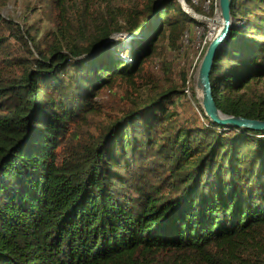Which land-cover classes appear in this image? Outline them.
Segmentation results:
<instances>
[{
	"label": "trees",
	"instance_id": "1",
	"mask_svg": "<svg viewBox=\"0 0 264 264\" xmlns=\"http://www.w3.org/2000/svg\"><path fill=\"white\" fill-rule=\"evenodd\" d=\"M144 1L136 16L41 0L23 31L0 14V264H264V132L211 122L184 72L130 97L198 23L178 0ZM231 16L244 25L214 59L212 97L264 120V0H232ZM119 32L129 61L109 50ZM116 90L128 105L112 117Z\"/></svg>",
	"mask_w": 264,
	"mask_h": 264
},
{
	"label": "rangeland",
	"instance_id": "2",
	"mask_svg": "<svg viewBox=\"0 0 264 264\" xmlns=\"http://www.w3.org/2000/svg\"><path fill=\"white\" fill-rule=\"evenodd\" d=\"M41 0H0V14L2 16H8L16 22L17 26H20V30H24L27 25L32 24L36 17L35 15L40 16L41 18H45L46 14L49 13L47 7L40 5ZM178 2L180 3L181 7H190L193 10L191 13L198 23H191L189 25L188 30L186 31L185 35L180 40L179 47L176 51H172L169 48H166L164 51L166 62L162 64L160 61L154 62L152 66H147V71L150 73H144V83L148 82L147 86L143 89H140L137 93L131 90L130 97L138 100H143L146 96L147 89L154 85H160L163 82L170 81L173 82L174 85L181 86V76L184 75L186 77L187 87L189 89H193L194 95L192 92L189 91V101L190 104L197 103L199 104V97L198 92L195 86V78L197 69L199 64L203 58L205 50L210 43H206L203 46V40L207 37V33L210 30V27H213L214 24L211 20L215 19V7L212 1V4L209 6L204 5V0H198L197 2H193L192 0L189 5L185 2V0H181ZM113 6H122L124 9H131L133 15L140 16L145 7L144 0H112ZM186 5V6H185ZM35 6L36 12H32L31 8ZM206 17V18H205ZM201 18V19H200ZM42 28L44 26H49L50 21L48 19H42L40 22ZM236 23L239 26L244 25L243 20H236ZM217 28L214 27L215 34L220 29L221 25L217 24ZM34 26H38L37 23ZM30 29V28H29ZM31 32V31H30ZM32 34V33H31ZM214 34V35H215ZM7 36V34H4ZM130 34L126 33H117L113 34L112 37L108 41L109 43V50L114 54L117 58H122L125 60H131L129 57V49H130ZM9 41L11 42V52L13 54L19 55H27L26 48H24L20 43L13 38H10ZM31 48L30 43L28 44ZM170 66L171 72L165 74L166 70L163 69V66ZM151 82V83H150ZM144 83H139L140 85ZM262 90L264 91V81L260 85ZM260 87V88H261ZM181 88V87H179ZM118 92L117 98L110 102L105 103L102 107L103 112L109 114L112 117H117L120 114L119 108L128 105V101L125 100L124 91L123 90H116ZM107 100V94L99 97L97 100ZM110 100V99H109ZM200 105V104H199ZM196 107V106H195ZM194 107V108H195ZM197 108V107H196ZM186 115V114H183Z\"/></svg>",
	"mask_w": 264,
	"mask_h": 264
},
{
	"label": "water",
	"instance_id": "3",
	"mask_svg": "<svg viewBox=\"0 0 264 264\" xmlns=\"http://www.w3.org/2000/svg\"><path fill=\"white\" fill-rule=\"evenodd\" d=\"M231 3L232 0H217L220 14L219 23L221 27L208 44L197 69L195 86L198 92L199 104L209 120L211 122L217 123L218 125L223 127L224 130L239 128L264 132V120L223 113L220 109H218L212 97L210 83L212 64L218 51L221 49V47H224L227 44L230 30L235 29L238 26L235 22V19L231 16ZM182 9L186 13L193 16L191 14L193 13V11H191L189 7L183 6ZM97 52L98 50H96L94 53Z\"/></svg>",
	"mask_w": 264,
	"mask_h": 264
},
{
	"label": "built area",
	"instance_id": "4",
	"mask_svg": "<svg viewBox=\"0 0 264 264\" xmlns=\"http://www.w3.org/2000/svg\"><path fill=\"white\" fill-rule=\"evenodd\" d=\"M193 2H197L198 0H192ZM212 1H213V3H214V7H215V13H214V15H215V19H213V20H211L212 21V23L214 24V23H217V24H220L219 23V21L217 20V18L219 17L220 18V14H219V9H218V4H217V0H204V5L205 6H209V5H211L212 4ZM189 7V6H188ZM189 9L191 10V11H193L190 7H189ZM206 18V17H205ZM201 19V18H200ZM217 24H214V26L213 27H210L209 29V31H208V33H207V37H205V39L203 40V46L204 45H206V43L208 42V40L209 41H211L212 40V38L216 35L215 34V31L213 30L214 29V27L215 28H217ZM215 34V35H214Z\"/></svg>",
	"mask_w": 264,
	"mask_h": 264
},
{
	"label": "bare ground",
	"instance_id": "5",
	"mask_svg": "<svg viewBox=\"0 0 264 264\" xmlns=\"http://www.w3.org/2000/svg\"><path fill=\"white\" fill-rule=\"evenodd\" d=\"M217 20L220 22V18L218 17Z\"/></svg>",
	"mask_w": 264,
	"mask_h": 264
}]
</instances>
